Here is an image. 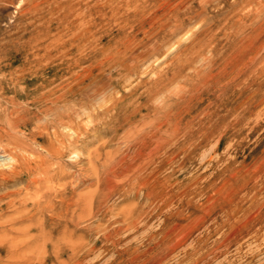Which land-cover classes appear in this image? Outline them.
<instances>
[{"label": "rangeland", "instance_id": "374dc122", "mask_svg": "<svg viewBox=\"0 0 264 264\" xmlns=\"http://www.w3.org/2000/svg\"><path fill=\"white\" fill-rule=\"evenodd\" d=\"M0 80V264H264V0H0Z\"/></svg>", "mask_w": 264, "mask_h": 264}, {"label": "bare ground", "instance_id": "6f19581e", "mask_svg": "<svg viewBox=\"0 0 264 264\" xmlns=\"http://www.w3.org/2000/svg\"><path fill=\"white\" fill-rule=\"evenodd\" d=\"M0 81H2V80H0ZM168 94V93H167ZM173 94H174V92H173ZM162 96H164V95H162ZM55 119L58 121V122H61L63 125H64V127L66 128V129H68V130H72V135H77V132H76V127L75 126H73L72 124H74L73 122H72V118H71V114L69 113V112H66V111H63V112H61V113H59V114H56V116H55ZM5 121V120H4ZM50 124V123H49ZM14 125V124H13ZM10 127V126H9ZM142 128V127H141ZM1 130V129H0ZM136 130V129H135ZM146 130V129H145ZM9 132V131H8ZM7 132V133H8ZM136 132V131H135ZM17 133V132H16ZM45 133V132H44ZM132 133V132H131ZM46 134V137H47V135H50V133L49 132H46L45 133ZM128 135V134H127ZM129 135H130V133H129ZM11 137V136H10ZM48 138V137H47ZM49 138H50V136H49ZM79 138V137H78ZM78 138H76V137H73V138H71L70 139V141L68 142V143H66L65 142V138L61 135V134H56V136H55V138H54V141H52L53 142V144H51L52 146H50L49 144V146H47V147H45L46 149V152H47V154H48V156H50V157H52V158H54L55 160H53V162L54 161H56L57 160V166L59 165L60 166V168L62 167V166H66V164L65 163H63V161H61V159H62V157L66 154V152H67V148L69 147H72V146H74V144H76V142H78ZM10 139V138H9ZM39 144H42V142L41 143H39ZM78 144H80V143H78ZM1 150V149H0ZM15 154V153H14ZM39 157H41V156H39ZM38 156H37V158H39ZM48 158V157H47ZM46 158V159H47ZM35 159V158H34ZM44 159V161H45V158L44 157H41V158H39V164H38V162H37V164L35 165V167L36 168H38V169H41L42 168V166H43V162H42V160ZM12 160H14V159H12L11 157H8V158H4V156L3 155H1L0 154V164L2 163V162H10V161H12ZM49 161V158H48V160H47V162ZM50 161H51V159H50ZM36 162V161H35ZM34 163V162H33ZM46 164H45V162H44V166H45ZM49 165V164H48ZM31 167V166H30ZM31 168H33V167H31ZM46 168V167H45ZM48 168V167H47ZM50 168V167H49ZM53 168V167H52ZM28 169H30V168H28ZM35 170V169H34ZM28 171V170H27ZM36 171V170H35ZM44 171V170H43ZM48 172V171H47ZM43 173V172H42ZM41 173V174H42ZM40 174V175H41ZM51 174V173H50ZM36 175V174H35ZM39 175V174H38ZM44 175H45V173H44ZM47 175H49V174H47ZM46 176V175H45ZM53 176H54V174H53ZM66 175H63V178L65 177ZM71 176V175H70ZM72 177V176H71ZM43 178V177H42ZM50 178V177H49ZM48 178V179H49ZM53 178V177H52ZM33 179V178H32ZM51 179V178H50ZM56 179V178H55ZM66 179H68L67 177H66ZM38 180V179H37ZM33 181V180H32ZM35 181H36V179H35ZM35 181H33V182H35ZM40 181V180H39ZM43 181V180H42ZM61 181V180H60ZM45 182V181H44ZM43 182V183H44ZM47 182V181H46ZM62 182H64V181H62ZM35 183H37V182H35ZM73 183V182H72ZM63 184V183H62ZM41 185V184H40ZM66 185V184H65ZM53 186V185H52ZM80 186V185H79ZM68 187V186H67ZM44 188V187H43ZM50 188V187H49ZM70 188V187H69ZM78 188V187H77ZM58 189V188H57ZM65 189H66V187H65ZM51 190V189H50ZM62 190V189H61ZM64 190V189H63ZM49 192V191H48ZM17 193H19V192H17ZM43 193V192H42ZM46 194V193H45ZM51 194H52V192H51ZM58 194H59V191H58ZM62 194H64V192L63 193H61V195ZM55 195V194H54ZM53 195V196H54ZM60 195V196H61ZM16 196V195H15ZM49 196V195H48ZM51 197H52V195H51ZM44 198V197H43ZM50 198V197H49ZM53 198V197H52ZM31 199V198H30ZM45 199V198H44ZM51 199V198H50ZM52 200V199H51ZM50 200V202H52ZM26 201V200H25ZM46 201V200H45ZM39 202V201H38ZM14 203V202H13ZM44 204H45V202H43ZM18 204V203H17ZM32 204H34V203H32ZM37 204V203H36ZM62 204V203H61ZM35 205V204H34ZM38 205H39V203H38ZM46 205V204H45ZM51 205V203L50 204H48V206H50ZM37 206V205H36ZM62 206V205H61ZM66 206V205H65ZM44 207V206H43ZM53 207H56V206H53ZM70 207V206H69ZM46 208V207H45ZM68 208V207H67ZM66 209V208H65ZM46 210H47V208H46ZM45 210V211H46ZM29 211V210H28ZM9 220H11V218L9 219ZM32 230H34V231H37L36 233H40V231H41V229L36 225V224H31L30 226H28L27 227V229H26V233H28V232H30V231H32ZM21 231V230H20ZM23 232V231H22ZM15 243V242H14ZM0 250H3V251H6L7 253L11 250V244L10 245H8V244H2L1 246H0ZM8 255H11V254H8Z\"/></svg>", "mask_w": 264, "mask_h": 264}]
</instances>
